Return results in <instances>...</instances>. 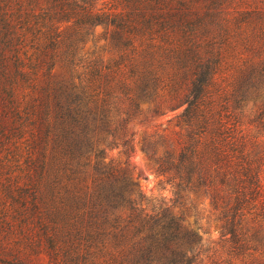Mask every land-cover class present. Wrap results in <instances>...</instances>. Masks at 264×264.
Listing matches in <instances>:
<instances>
[{
    "label": "trees",
    "instance_id": "obj_1",
    "mask_svg": "<svg viewBox=\"0 0 264 264\" xmlns=\"http://www.w3.org/2000/svg\"><path fill=\"white\" fill-rule=\"evenodd\" d=\"M98 25L109 47L85 53ZM246 103L263 128L264 0H0V264H198L187 218L203 196L228 256L264 264V140ZM176 111L142 141L175 189L149 207L107 151L133 149V120Z\"/></svg>",
    "mask_w": 264,
    "mask_h": 264
},
{
    "label": "rangeland",
    "instance_id": "obj_2",
    "mask_svg": "<svg viewBox=\"0 0 264 264\" xmlns=\"http://www.w3.org/2000/svg\"><path fill=\"white\" fill-rule=\"evenodd\" d=\"M110 30V28L104 25L96 26L94 33L87 38L83 51L87 53L93 51L104 52V50H107L110 43ZM254 111L253 104L246 103L241 109L243 122L249 127V132L253 136V139L262 141L264 140V126L257 129L247 123ZM175 113L177 111L147 123L142 122L140 119L133 120L131 122V131L134 132L133 149L127 155L123 153L121 147H114L107 151V160H126L130 163L135 176L137 174L142 175L139 179V187L150 201L148 203L149 207H151V204L169 203L174 197L175 189L166 177L158 172L148 154L142 149V141L143 139L152 140V134L163 132V129L166 127L169 129L167 132H170L173 129V124H169L167 119ZM172 136L170 134L169 138H172ZM195 204V208L187 218V221L200 236V243L196 251V254H198V264H256L258 262L256 260L261 257L260 250L249 249L246 251L245 256L239 258L228 256L229 246L227 240L230 235H226L223 231L219 212L211 206L209 199L205 196L197 200ZM249 254L252 255L250 256ZM225 258L231 262H222Z\"/></svg>",
    "mask_w": 264,
    "mask_h": 264
}]
</instances>
